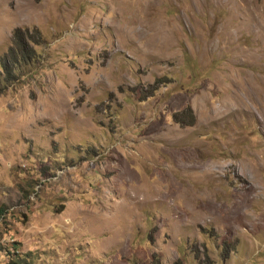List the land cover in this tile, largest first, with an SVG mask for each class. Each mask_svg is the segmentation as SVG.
<instances>
[{
    "label": "rangeland",
    "instance_id": "obj_1",
    "mask_svg": "<svg viewBox=\"0 0 264 264\" xmlns=\"http://www.w3.org/2000/svg\"><path fill=\"white\" fill-rule=\"evenodd\" d=\"M15 30L0 264H264V0H0Z\"/></svg>",
    "mask_w": 264,
    "mask_h": 264
},
{
    "label": "trees",
    "instance_id": "obj_2",
    "mask_svg": "<svg viewBox=\"0 0 264 264\" xmlns=\"http://www.w3.org/2000/svg\"><path fill=\"white\" fill-rule=\"evenodd\" d=\"M38 31L35 30L29 36H23L18 30L14 31V48H9L8 52L0 59V70L2 71L3 78L5 81H10L15 79L16 71L21 64H27L31 62L35 58L34 50L27 44L26 39H30V41L34 42L35 44H40L42 39L40 35L37 33ZM169 82L168 78H157L155 81L148 85L146 89H134V93H140L142 95L141 100H144L148 97L154 95V93L158 90V88L163 85L164 83ZM0 83V90L2 89ZM192 111L189 107L182 111L174 112L172 117L175 122L183 124L189 123L191 124L194 122V117L191 116L189 120V114ZM19 249L13 247L12 252L6 249V253L8 255V260L5 264H24L26 263L28 254H20L18 252ZM175 264H180L176 262Z\"/></svg>",
    "mask_w": 264,
    "mask_h": 264
}]
</instances>
